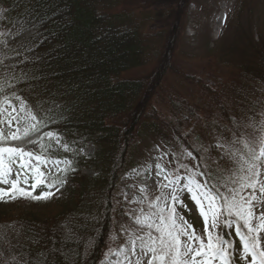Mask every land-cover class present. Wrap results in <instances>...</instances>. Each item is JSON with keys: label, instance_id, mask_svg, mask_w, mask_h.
Here are the masks:
<instances>
[{"label": "trees", "instance_id": "1", "mask_svg": "<svg viewBox=\"0 0 264 264\" xmlns=\"http://www.w3.org/2000/svg\"><path fill=\"white\" fill-rule=\"evenodd\" d=\"M0 1L8 17L0 33L30 29L34 34H25L8 48L0 45V58L20 54L6 61L19 66L0 74V85H12L0 95V106L4 95L24 96L37 108L46 107L39 120L48 127L42 131L100 135L95 177L75 176L67 195L55 199L47 213L14 217L0 212V234L19 245L0 257V264L12 256L21 264L29 259L33 264H113L105 250L137 228L135 211L117 192V184L144 125L161 141L174 171L175 151L158 122L168 126L200 164L205 148L197 136L201 125L214 118L232 133L264 112V80L258 73L239 66L235 77L214 76L210 83L174 62L190 0ZM153 3L164 5V11L173 9L167 31L151 32L150 18L140 16ZM243 3L240 0L236 13ZM33 57L40 62H31ZM186 82L197 88V102L179 92ZM157 99L168 116L154 105ZM224 234L232 239L229 229Z\"/></svg>", "mask_w": 264, "mask_h": 264}, {"label": "snow or ice", "instance_id": "2", "mask_svg": "<svg viewBox=\"0 0 264 264\" xmlns=\"http://www.w3.org/2000/svg\"><path fill=\"white\" fill-rule=\"evenodd\" d=\"M3 11L0 9V12ZM25 34L30 37L34 35L30 29L16 35L12 32L0 33V36L8 37L0 39V45L8 48ZM34 50L35 46L28 49L29 52ZM19 55L18 52L17 57ZM17 57L0 58V74L17 68L18 64L6 63ZM31 62H40V57H33ZM11 88L9 84L0 85V95ZM3 99L11 111L5 121L0 110V185L9 187H0V201L53 198L60 192V186L66 183V174L75 171L71 161L53 159L45 154L36 155L26 149L39 145L46 152L42 141L47 138L49 147L52 141L60 145V136L53 131H42L48 127V123L38 120L30 110L26 117H19L10 98L4 95ZM25 108L22 102L19 112H25ZM260 115L262 119L259 125L254 121L237 125L230 140L217 143L216 147L227 160L226 167L215 165L208 155V149L204 148L200 164L193 169L179 164L174 173L164 174L166 182L160 186V195L148 204L147 211L141 208V215L134 217L137 228L129 236L130 246L121 247L115 253L116 264H236L237 260L240 264H264V112ZM22 119L30 122L21 127ZM14 122L16 128L12 131ZM49 123L54 124L55 121ZM63 147L67 149L68 145L64 144ZM181 154L193 156L186 149ZM173 159H177L175 154ZM62 163L66 167L59 169L65 173L61 179L56 177V170ZM181 168L186 169V174L180 173ZM163 171L158 164L157 176ZM198 176L204 179H197ZM214 177L215 183L212 182ZM39 186L47 190L34 194ZM182 194L189 195L197 206L204 220V236L198 234L177 211V204L186 207L181 199ZM226 229L234 230L239 247L230 236L224 234ZM18 246L0 234V257H7ZM109 255H112L111 249ZM3 264H21V261L12 256L10 260L4 259ZM24 264L33 262L29 259Z\"/></svg>", "mask_w": 264, "mask_h": 264}, {"label": "rangeland", "instance_id": "3", "mask_svg": "<svg viewBox=\"0 0 264 264\" xmlns=\"http://www.w3.org/2000/svg\"><path fill=\"white\" fill-rule=\"evenodd\" d=\"M239 4L240 0H190L185 10L183 30L176 43L177 52L173 58L174 62L178 63L179 67H182L183 70L199 75L206 82L210 83L214 76H222L225 79L235 77L239 66L248 69V71L251 70L252 72L258 73V75L263 76L264 80V42L262 43L261 40V37L264 36V0H244L241 9L236 13ZM0 9H5L1 1ZM223 9L226 12L225 19L220 29L215 31V19ZM164 10V5L161 6L160 3H153L148 9H142L140 11L139 14L141 17L150 18L147 25L148 30L151 32L168 30L167 24L170 23L173 17V9L169 7L167 11ZM4 14L5 11L0 12V28L8 19ZM179 92H182L186 96H191L193 102L198 101L196 95L197 88L191 82H186ZM250 94L251 96L253 95L252 91H249ZM16 97H20L21 99L18 100ZM16 97L10 99V101L17 109L19 117H26L28 110L36 115L38 120L45 115L47 111L45 109L46 107L40 106L37 108L26 97ZM238 98L243 99V96ZM22 102L26 105L25 112H19ZM154 105L158 108L162 116L169 115L167 109L163 107L158 99L154 101ZM0 110L3 111L2 118L6 121L9 118L8 112L11 111V108L3 102ZM261 119L262 117L251 118V121L259 125ZM28 122L30 120L22 119L21 127ZM157 126L158 130L163 133L175 151L176 160L178 161L176 168L179 167V164L187 165L188 169H193L194 166L198 165L194 158L181 154L185 149L180 145L168 126L159 122ZM4 127L7 130L6 124ZM15 128L16 124L14 122L11 130L15 131ZM50 131L60 136L61 144L57 145L52 141L49 147V141L45 138L42 143L47 151L44 152L40 149V151L31 152L36 155L45 154L61 161H71V167L75 171L78 170L80 175L95 177L97 170L95 161L98 151L96 141L100 135L90 137L87 132ZM231 134L224 123L214 118H211L201 125L197 132L200 143L208 149L211 155H216L217 159H213L215 165L222 168L227 166V160L223 158L222 151L216 145L218 142L224 143L230 140ZM137 139L134 145L130 147L126 164L119 175L117 184V192L121 195L122 199L126 200L132 206L136 216L141 215V208L147 211L148 204L156 196L160 195V186L166 182L164 180V174L174 173L170 168L168 156L163 149L161 141L152 132L150 126L144 125ZM64 144L68 145L67 149L63 147ZM158 164L164 170L160 176H157ZM49 167H51V163H49ZM64 167L66 165L62 163L56 170L57 178L62 179L64 177L65 173L59 170ZM179 171L181 174H186V169L181 168ZM66 176V183L60 186V192L53 198L40 201L22 198H18L12 202L0 201V212L14 217L47 213L53 201L65 197L67 191L73 187V172L69 171ZM197 179L203 180L204 178L198 176ZM212 182H216L215 177ZM0 187L7 189L9 186L0 185ZM46 190L44 186H39L34 194L38 195L41 191ZM118 193H115V195ZM181 199L186 207H181L177 204V211L192 224L198 234L204 236V220L199 215L197 206L187 194H182ZM229 232L236 246L239 247L240 242L235 237L234 230L229 229ZM130 235V233L124 234L118 246H113L105 250L106 254H109V249L112 250L113 264H116L115 253L121 247L130 246ZM262 245H264V241H262ZM236 264H240V261L237 260Z\"/></svg>", "mask_w": 264, "mask_h": 264}, {"label": "bare ground", "instance_id": "4", "mask_svg": "<svg viewBox=\"0 0 264 264\" xmlns=\"http://www.w3.org/2000/svg\"><path fill=\"white\" fill-rule=\"evenodd\" d=\"M226 16V12L225 9L222 11V13L215 19V31H218L221 27V25L223 24V21L225 19Z\"/></svg>", "mask_w": 264, "mask_h": 264}]
</instances>
